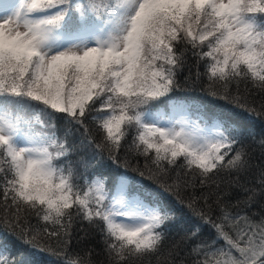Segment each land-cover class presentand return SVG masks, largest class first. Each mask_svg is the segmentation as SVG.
Returning <instances> with one entry per match:
<instances>
[{
    "label": "snow or ice",
    "instance_id": "snow-or-ice-1",
    "mask_svg": "<svg viewBox=\"0 0 264 264\" xmlns=\"http://www.w3.org/2000/svg\"><path fill=\"white\" fill-rule=\"evenodd\" d=\"M186 70L224 104L160 111ZM253 91L264 0L0 3V264H264Z\"/></svg>",
    "mask_w": 264,
    "mask_h": 264
},
{
    "label": "trees",
    "instance_id": "trees-1",
    "mask_svg": "<svg viewBox=\"0 0 264 264\" xmlns=\"http://www.w3.org/2000/svg\"><path fill=\"white\" fill-rule=\"evenodd\" d=\"M192 63H193V61L190 59L189 64H192ZM200 71L201 72L204 71L203 66H201ZM187 75H188L187 70L181 74L180 79H181L182 85H184L183 77L187 76ZM203 83H204V81L202 80L201 85ZM190 84H191V81H189V85ZM189 85H184L183 87H181L177 91H181V92L187 91L189 97L195 98L196 104H200V103H204V102H211L214 105L215 104H224L223 101H215V100H213L212 97L207 96L205 92L200 90L201 85H197L195 88L190 87ZM242 91H243V88H242ZM248 100H249L250 104H255L258 106L260 103L264 102V97L256 94L255 91H253L252 94L249 95ZM251 127L257 133V135H259L261 133V131L264 130V126H262V124L259 120L253 122ZM247 142L251 145V147L255 148V145L252 143L251 138H249ZM258 153H259V149H256V154L258 155ZM237 197L242 198L243 194L239 193V192L234 193L233 200H235ZM262 203H264V198H261L258 203L254 204L252 206V208H250L248 210L249 215H251L253 212L259 213V214H264V209H261ZM253 219H259V217L255 216V217H253ZM73 227H74V238H73V243H72V251L74 253H79L81 256H83L86 252L91 250V252H90L91 258L94 261H96L97 264H99L100 261H103L105 259V257H104V253H103L102 244L100 243L101 238H100L99 234L93 233L92 230L89 229L86 224L76 223V224H74ZM80 229L87 231L89 233V238L82 240L79 244H76L75 243L76 238L83 235V232L80 231ZM179 239H180L179 237H176L177 241H179ZM169 243H172V241L170 240ZM189 247H190V245L181 244L180 257L179 258H184L186 261L191 259V257H186V255H185L186 250ZM36 258L40 259V260L47 259L46 256H42V255H38ZM210 259H214V258L210 257Z\"/></svg>",
    "mask_w": 264,
    "mask_h": 264
},
{
    "label": "rangeland",
    "instance_id": "rangeland-1",
    "mask_svg": "<svg viewBox=\"0 0 264 264\" xmlns=\"http://www.w3.org/2000/svg\"><path fill=\"white\" fill-rule=\"evenodd\" d=\"M211 258L217 259V258H219V257H211Z\"/></svg>",
    "mask_w": 264,
    "mask_h": 264
}]
</instances>
